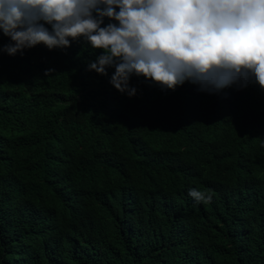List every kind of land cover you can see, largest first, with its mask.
<instances>
[{
	"label": "trees",
	"instance_id": "16d2710c",
	"mask_svg": "<svg viewBox=\"0 0 264 264\" xmlns=\"http://www.w3.org/2000/svg\"><path fill=\"white\" fill-rule=\"evenodd\" d=\"M68 39L0 51V264H264V89L130 98Z\"/></svg>",
	"mask_w": 264,
	"mask_h": 264
},
{
	"label": "clouds",
	"instance_id": "9594fccd",
	"mask_svg": "<svg viewBox=\"0 0 264 264\" xmlns=\"http://www.w3.org/2000/svg\"><path fill=\"white\" fill-rule=\"evenodd\" d=\"M105 17L116 23L101 27ZM0 31L10 39L0 51L10 56L85 38L104 50L88 70L114 67L109 83L130 98L132 74L170 90L188 81L214 94L252 78L264 89V0H0ZM185 195L212 200L197 188Z\"/></svg>",
	"mask_w": 264,
	"mask_h": 264
}]
</instances>
